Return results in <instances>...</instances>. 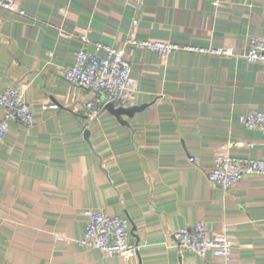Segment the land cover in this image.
I'll return each mask as SVG.
<instances>
[{
    "label": "crops",
    "instance_id": "obj_1",
    "mask_svg": "<svg viewBox=\"0 0 264 264\" xmlns=\"http://www.w3.org/2000/svg\"><path fill=\"white\" fill-rule=\"evenodd\" d=\"M17 1L26 16L0 8V94L19 88L36 121H10L0 142V264H264V175L229 188L208 177L227 140L244 144L236 156L264 158V131L240 122L264 112V65L242 57L264 39V0ZM82 35L90 50L132 36L237 56L127 46L134 92L114 104L136 110L117 117L107 103L88 121L86 103L106 95L63 77ZM90 208L128 219L135 258L80 244ZM199 221L234 240L229 261L179 246L175 232Z\"/></svg>",
    "mask_w": 264,
    "mask_h": 264
},
{
    "label": "built area",
    "instance_id": "obj_2",
    "mask_svg": "<svg viewBox=\"0 0 264 264\" xmlns=\"http://www.w3.org/2000/svg\"><path fill=\"white\" fill-rule=\"evenodd\" d=\"M0 8L26 16L27 12L17 0H0ZM138 21H133L137 28ZM82 46L76 53L74 66L63 70V77L72 84L102 92L101 98L90 99L85 105L87 120L100 116L107 103L128 105L134 92L135 80L133 67L128 58L126 47L157 52L168 56L174 51H201L216 55L237 56L230 46L198 48L179 43L143 40L130 37L121 48L95 43L94 50L89 49V39L81 36ZM250 63L264 65V39L254 37L250 40L249 49L242 55ZM59 104L45 103L42 110H57ZM0 142L7 136L10 121L30 128L35 124L34 108L28 103L23 92L17 87H10L0 94ZM240 122L249 129L264 131V112L251 110L241 115ZM264 146V140L261 143ZM244 145L242 142L227 140L223 142L215 155L214 167L209 172V180L223 188H229L249 175H264V158L236 156L234 150ZM253 148L255 143L247 145ZM195 162V158H191ZM85 234L80 240L83 246L100 250L107 256H121L127 262L135 258L140 250L139 244L132 242L127 228L128 219L122 216L109 215L102 210L87 209L84 211ZM176 242L183 249L197 255L205 256L211 252L214 256L229 261L233 254L235 242L227 233L211 234L203 221L179 228L174 234Z\"/></svg>",
    "mask_w": 264,
    "mask_h": 264
},
{
    "label": "water",
    "instance_id": "obj_3",
    "mask_svg": "<svg viewBox=\"0 0 264 264\" xmlns=\"http://www.w3.org/2000/svg\"><path fill=\"white\" fill-rule=\"evenodd\" d=\"M106 109L111 111L117 117H119L120 115L126 114V113L132 114L136 110V108L116 107L114 103H108L106 105ZM85 135L87 138H89L90 137V131L86 130Z\"/></svg>",
    "mask_w": 264,
    "mask_h": 264
}]
</instances>
